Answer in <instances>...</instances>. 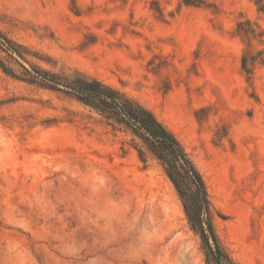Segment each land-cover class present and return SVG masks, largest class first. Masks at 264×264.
<instances>
[{"label": "rangeland", "instance_id": "1", "mask_svg": "<svg viewBox=\"0 0 264 264\" xmlns=\"http://www.w3.org/2000/svg\"><path fill=\"white\" fill-rule=\"evenodd\" d=\"M258 4L0 0V29L28 54L19 63L96 77L176 136L206 183L217 235L236 264H264ZM0 264L205 263L154 159L141 161L127 136L74 100L0 69Z\"/></svg>", "mask_w": 264, "mask_h": 264}, {"label": "trees", "instance_id": "2", "mask_svg": "<svg viewBox=\"0 0 264 264\" xmlns=\"http://www.w3.org/2000/svg\"><path fill=\"white\" fill-rule=\"evenodd\" d=\"M264 10V0H259ZM26 48L0 29V69L13 79L61 93L96 113L114 132L134 143L138 157L154 159L181 203L190 229L198 236L205 264H236L215 229L216 211L206 183L176 136L155 114L120 90L96 77L73 70L59 74L29 66ZM7 58V59H4ZM13 65L18 67L15 72ZM245 65V64H244Z\"/></svg>", "mask_w": 264, "mask_h": 264}, {"label": "bare ground", "instance_id": "3", "mask_svg": "<svg viewBox=\"0 0 264 264\" xmlns=\"http://www.w3.org/2000/svg\"><path fill=\"white\" fill-rule=\"evenodd\" d=\"M108 191V190H107ZM76 194V193H75ZM79 195H80V193H79ZM77 196V195H76ZM79 197V196H78ZM87 199V198H86ZM89 200V199H88ZM85 201V200H84ZM83 201V202H84ZM105 201V200H104ZM110 202V201H109ZM114 202V201H113ZM130 202V201H129ZM115 203V202H114ZM119 203V202H118ZM76 204V203H75ZM106 205V204H105ZM115 205V204H114ZM80 206V205H79ZM109 206V205H108ZM120 206V205H119ZM115 207V206H114ZM120 209V208H119ZM128 209V208H127ZM94 210V209H93ZM105 212V211H104ZM99 212H97V214H98ZM106 214V213H105ZM104 214V215H105ZM87 215V214H86ZM100 216V215H99ZM122 216H123V214H122ZM101 218V217H100ZM98 219V218H97ZM106 219V218H105ZM130 219V218H129ZM132 220V219H131ZM125 221V220H124ZM128 222V221H127ZM132 223V222H131ZM110 224V223H109ZM106 225V224H105ZM129 225V224H128ZM107 230V229H106ZM90 231V230H89ZM111 231V230H110ZM133 231V230H132ZM128 232V231H127ZM126 232V233H127ZM130 232V231H129ZM123 233V232H122ZM134 233V232H133ZM118 234V233H117ZM67 236V235H66ZM113 238V237H112ZM150 238V237H149ZM144 240H146V239H144ZM144 240H142V241H144ZM141 243H143V242H141ZM146 244V243H145ZM132 245V244H131ZM158 246V245H157ZM147 248V247H146ZM139 249V248H138ZM151 254V253H150ZM137 257V256H136ZM147 258L149 259V257L147 256ZM57 260V259H56ZM109 261V260H108ZM123 261V260H122ZM139 262V261H138ZM121 263V262H120Z\"/></svg>", "mask_w": 264, "mask_h": 264}]
</instances>
